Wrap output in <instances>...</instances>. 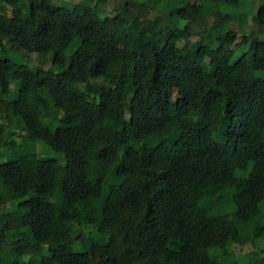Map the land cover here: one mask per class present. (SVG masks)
Wrapping results in <instances>:
<instances>
[{"label": "trees", "instance_id": "obj_1", "mask_svg": "<svg viewBox=\"0 0 264 264\" xmlns=\"http://www.w3.org/2000/svg\"><path fill=\"white\" fill-rule=\"evenodd\" d=\"M109 1L0 0V264H264V0Z\"/></svg>", "mask_w": 264, "mask_h": 264}, {"label": "rangeland", "instance_id": "obj_2", "mask_svg": "<svg viewBox=\"0 0 264 264\" xmlns=\"http://www.w3.org/2000/svg\"><path fill=\"white\" fill-rule=\"evenodd\" d=\"M119 0H110L109 3L107 4V8L111 9L113 6L118 5ZM7 16H11V12L7 11ZM247 25L249 27L250 30H258L260 29V27H258L257 22L255 21V19L253 18H249L247 21ZM4 55L14 61L15 63H22L25 64L26 66H28L29 68H35L37 70V83H40L42 81V79L45 76L46 70L49 66V62L48 60H46L45 62H40L37 58L36 55H27L23 52H13L10 50H6ZM82 89V86L81 88ZM2 130V128H0V131ZM177 135V134H176ZM23 140H25V137H22ZM176 138V136L171 137V140H174ZM8 147L12 148L14 147L13 143L8 144ZM34 151L37 152L38 156L41 159H50V158H57V154L55 152H53L52 150H50L45 144L41 143V142H37L34 146H30ZM57 197H61L62 196V191H58L56 194ZM73 214L75 216H77V218L81 219V215L73 210L72 211ZM17 217L16 212L10 210V212H8L6 215L0 216V224L4 223L8 226L9 229H12L14 227V220ZM76 228H78V224L75 225ZM22 244L24 245L26 251H27V256L23 257V261L25 262H31L32 264H38L39 260L41 259L42 256H44L45 254H47L46 251V247L35 243V242H28L27 240H25L24 238L21 239ZM85 246H87V244L85 243ZM64 249L66 250L67 247L64 246ZM251 249L250 245H245V246H236L234 248V251L237 254H247Z\"/></svg>", "mask_w": 264, "mask_h": 264}]
</instances>
